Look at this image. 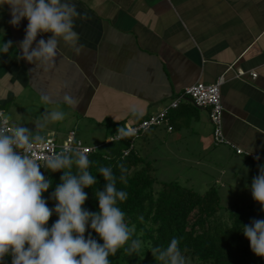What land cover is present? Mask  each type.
Here are the masks:
<instances>
[{"label":"crops","instance_id":"obj_1","mask_svg":"<svg viewBox=\"0 0 264 264\" xmlns=\"http://www.w3.org/2000/svg\"><path fill=\"white\" fill-rule=\"evenodd\" d=\"M71 2L86 14L73 17L78 39L61 41L56 67L43 73L17 58L28 21L13 26L9 0H0V44L13 42L7 54L0 53V110L24 94L47 95L51 102L42 101L41 113L62 110L70 126L64 135L47 127L51 133L46 138L62 143L72 130L78 136L79 124L110 129L112 137L119 128L160 113L186 88L224 77V134L236 147L261 156V161L237 155L229 146H215L209 110L188 100L170 110L172 132L162 127L140 138L152 133L151 139L159 140L178 164L204 165L203 159L213 152L217 163L235 158L251 175L264 165V0ZM51 35H38L37 43ZM240 70L258 77L237 79ZM65 92L75 98L74 104L63 103ZM140 155L149 159L145 150ZM219 172L225 175L226 169Z\"/></svg>","mask_w":264,"mask_h":264},{"label":"clouds","instance_id":"obj_2","mask_svg":"<svg viewBox=\"0 0 264 264\" xmlns=\"http://www.w3.org/2000/svg\"><path fill=\"white\" fill-rule=\"evenodd\" d=\"M9 5L13 26L23 19L28 21L17 58L35 64L36 71H52L61 41L69 44L78 39V33L73 30V17L86 14L80 13L71 0H9ZM42 33L52 35L37 43V36ZM12 47L11 40L3 42L0 53L7 54ZM41 100L51 102L47 95ZM62 100L67 105L75 103V98L67 92ZM65 116L62 110L45 111L35 122V134L25 126L0 127V261L11 254L12 264H110L109 256H115L125 245L129 254L138 253L142 248L139 238L131 239L135 225L129 227L125 214L117 206L128 194L117 190L111 167L98 169L105 185L95 193L99 211L93 213L84 208L88 199L85 189L97 184L96 177L88 171L87 149L51 151L45 155L43 165L38 162L36 149L47 145L41 131L51 122L64 120ZM126 135L128 132L121 127L116 138ZM41 167L53 173L63 172L61 183L51 195L56 201L54 209L43 198L51 181L45 179ZM119 167L123 173L124 166ZM120 180H124L123 175ZM250 190L264 211V165H259V174L253 178ZM54 213L58 219L49 228L47 224ZM89 228L102 244L91 234L85 237ZM242 232L252 252L264 258V219H253L243 225ZM151 253L162 264H186L176 238L164 248H153Z\"/></svg>","mask_w":264,"mask_h":264},{"label":"trees","instance_id":"obj_3","mask_svg":"<svg viewBox=\"0 0 264 264\" xmlns=\"http://www.w3.org/2000/svg\"><path fill=\"white\" fill-rule=\"evenodd\" d=\"M135 140L125 138L104 144L103 151L87 156L90 161L88 171L96 177L97 184L85 189L88 199L84 208L93 213L99 211L95 193L103 189L105 181L98 169L111 167L117 190L128 194L117 206L125 214L129 227L135 225L131 239L142 241L138 253L129 254L125 245L115 256H109L110 264H162L151 251L155 247H166L173 238L178 239L186 264H264V258L252 252L250 242L242 232L243 225L250 224L253 219H264V211L254 205L226 207L227 201L224 202L215 188L202 195L178 182L159 181L154 175L153 164L135 149ZM132 146L130 154L124 157L123 152ZM120 165L124 166L123 173ZM72 171H77L75 166ZM41 172L51 181L43 198L47 200V206L54 209L56 201L51 195L61 183L63 172L53 173L44 167ZM57 219L54 213L47 227L51 228ZM89 234L103 243L90 228L85 237ZM0 264H12L11 254Z\"/></svg>","mask_w":264,"mask_h":264},{"label":"rangeland","instance_id":"obj_4","mask_svg":"<svg viewBox=\"0 0 264 264\" xmlns=\"http://www.w3.org/2000/svg\"><path fill=\"white\" fill-rule=\"evenodd\" d=\"M42 103L38 95L24 94L21 98L16 99L12 105H5L4 118L12 126H25L35 134V122L44 114L40 110ZM64 120L49 123L40 134L46 138L51 133L47 127L61 130L62 135L66 134L70 123ZM78 127H80L78 136L84 144L91 146L100 144L98 150H104L102 143L111 137L110 129H93L90 126L86 127V125L83 126L81 124ZM153 130L162 131V128H154ZM152 136L153 134L151 133L146 138L137 139L134 145L138 153L146 151L145 157H149L148 160L155 169L154 175L159 181L167 183L178 182L184 188H191L202 195L206 194L210 188H215L221 198L224 199V202L227 201V204H224L226 207L254 205L261 209V206L254 201L250 190L252 180L259 174V170H256L251 175L252 173H250L247 165L237 162L235 158L230 163H217L216 157H214L216 154L213 152L209 157L203 159L204 165L178 164L174 161L173 156L166 153L164 145L159 140L151 139ZM229 157L232 158L231 155ZM221 168L226 169L225 175L220 174L219 169L221 170ZM245 172L247 173L245 174ZM248 172L250 178H248ZM218 179H221V187L216 185V180ZM228 201H232L233 204Z\"/></svg>","mask_w":264,"mask_h":264},{"label":"built area","instance_id":"obj_5","mask_svg":"<svg viewBox=\"0 0 264 264\" xmlns=\"http://www.w3.org/2000/svg\"><path fill=\"white\" fill-rule=\"evenodd\" d=\"M247 75H250L252 79H256L258 77V73L256 72L246 73L241 70L236 72L235 77L237 79H241ZM226 82V79L224 77H221L212 84L198 82L191 87L186 88L182 94H180L168 107L163 109L160 113L144 119L136 126H127L126 131L128 132V135L121 136L119 138H116L115 135L109 138L106 144L125 138L135 140L137 138L143 137L154 128L167 127L168 131L172 132L174 128L170 124L169 112L170 110L177 109L180 106L181 102L188 100L196 108L209 110V120L213 127L212 141L215 146H229L235 150L237 155H243L251 160L261 161L263 159L261 156L251 154L244 151L243 149L236 147L228 140V138L224 134L225 108L222 101L221 89L226 84ZM0 127H3L5 129L14 127L4 118V112L2 110H0ZM46 141V148L36 149V157L41 165H43L44 163L45 155L51 151L59 153L65 149H87V156L95 154L99 151L98 147L85 145L84 142L77 136L76 130H72L69 133V136L62 143H58L55 139L51 138H46ZM132 148L133 146L131 147V149L125 150L123 152L124 157L130 154ZM256 157H260V159H256Z\"/></svg>","mask_w":264,"mask_h":264}]
</instances>
